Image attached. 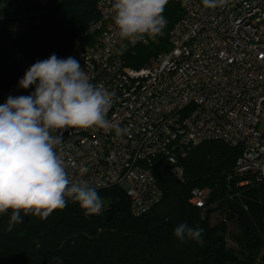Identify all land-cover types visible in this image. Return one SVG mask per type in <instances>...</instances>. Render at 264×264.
<instances>
[{"label":"built area","instance_id":"2783aa9c","mask_svg":"<svg viewBox=\"0 0 264 264\" xmlns=\"http://www.w3.org/2000/svg\"><path fill=\"white\" fill-rule=\"evenodd\" d=\"M56 1L38 0L43 6ZM170 1L182 16L168 32V50L149 63L124 64L133 42L118 35L114 0H97L98 19L65 57L78 60L91 83L115 92L107 129L54 133H62L57 150L65 154L69 179L96 190L118 186L134 217L162 199L153 160L163 157L181 178V160L206 141L239 148L235 172L264 179V0H228L215 9L202 0ZM81 167L88 171L81 174ZM206 199L204 189L190 191L192 205L203 208Z\"/></svg>","mask_w":264,"mask_h":264},{"label":"trees","instance_id":"16d2710c","mask_svg":"<svg viewBox=\"0 0 264 264\" xmlns=\"http://www.w3.org/2000/svg\"><path fill=\"white\" fill-rule=\"evenodd\" d=\"M96 2L60 0L43 6L38 0H0V99L35 91V85L18 86L25 71L52 54L65 58L98 19ZM163 15V35L128 45L122 55L126 66L139 68L168 50V32L182 9L170 1ZM239 155V148L206 141L181 160V178L163 157L155 158L151 168L162 199L139 217L130 214L128 198L115 185L97 190L104 202L99 214L86 216L67 198L66 207L47 218L21 210L23 222L8 232L9 209L0 214V264H264V179L236 173ZM193 188L206 191L203 208L189 202ZM215 211L222 217L212 223ZM181 223L203 228V244L178 240L174 229Z\"/></svg>","mask_w":264,"mask_h":264},{"label":"clouds","instance_id":"9594fccd","mask_svg":"<svg viewBox=\"0 0 264 264\" xmlns=\"http://www.w3.org/2000/svg\"><path fill=\"white\" fill-rule=\"evenodd\" d=\"M227 3L202 0L206 9ZM167 4L168 0H114L113 23L119 37L134 43L145 36L155 39L163 35ZM32 85L35 91L30 95L9 96L0 105V214L12 210L8 232L23 222L21 210L25 215L47 218L53 210L65 208L67 198L78 203L86 216L99 214L104 206L95 188L69 179L65 154L57 150L64 144L62 133H54L66 128L107 129L115 92L91 83L75 58L61 59L55 54L36 61L18 82L23 89ZM87 171L80 168L81 174ZM203 232L186 223L174 229L181 242L190 239L200 244Z\"/></svg>","mask_w":264,"mask_h":264},{"label":"rangeland","instance_id":"374dc122","mask_svg":"<svg viewBox=\"0 0 264 264\" xmlns=\"http://www.w3.org/2000/svg\"><path fill=\"white\" fill-rule=\"evenodd\" d=\"M222 217V215L220 214V212L218 211H215L212 215H211V222H215L216 220L220 219ZM229 230L231 232H235L236 229L234 226H232L231 224H229ZM229 244L232 245V241L231 239L229 238Z\"/></svg>","mask_w":264,"mask_h":264}]
</instances>
